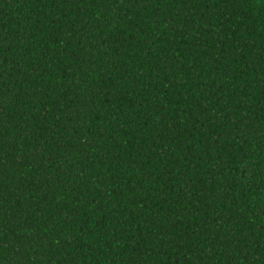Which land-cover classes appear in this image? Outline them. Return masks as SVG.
<instances>
[{
    "label": "trees",
    "instance_id": "1",
    "mask_svg": "<svg viewBox=\"0 0 264 264\" xmlns=\"http://www.w3.org/2000/svg\"><path fill=\"white\" fill-rule=\"evenodd\" d=\"M0 264H264V0H0Z\"/></svg>",
    "mask_w": 264,
    "mask_h": 264
}]
</instances>
